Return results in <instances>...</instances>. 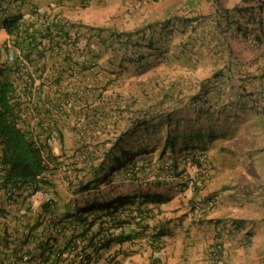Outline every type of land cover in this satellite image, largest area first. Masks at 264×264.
<instances>
[{"label":"crops","instance_id":"0c3cea01","mask_svg":"<svg viewBox=\"0 0 264 264\" xmlns=\"http://www.w3.org/2000/svg\"><path fill=\"white\" fill-rule=\"evenodd\" d=\"M135 2L136 0H88L86 3L82 0H6L5 14L0 15V26L12 13H21L23 18L31 21L38 29H42L44 20L53 15H60L74 24H82L88 28V31L81 33L78 38L83 45L81 53L77 52L74 57L67 55L69 61L71 58L77 60L78 68L64 61V55L69 53L68 48L62 47L57 51L53 43H48L46 39L41 43L44 56L28 67L32 71L35 66L43 64L45 72L35 80L36 84L40 80L50 82L51 79L61 77L59 83L54 82L49 86L52 89L58 87L64 93L68 91V98L77 97L71 103L70 109H65L68 111H56L54 101L63 100L64 97L54 99L56 95L52 91H46L43 87L42 91L39 88L36 91L33 89L32 99H42L44 104L37 108L30 107L25 115L29 118L30 126L40 117L47 116L50 123L62 132V143L51 148L53 154H62L56 159L53 177L60 196H72L67 189V178L71 177V170L80 168L86 161L92 160L96 151H102L103 141L111 137L109 134L122 129L118 125L108 124L114 118L110 117L115 116L113 113L118 104L126 99V90L122 89L120 94L118 82H125V86L129 85V88L134 86L133 90H138L142 95L140 90L144 89V99L147 100L148 96H151L147 93L148 89L152 85L155 86V82L165 94L177 93L189 83L188 87L191 86L195 90L199 87L198 83L203 81L202 77L211 75L219 66L217 48L222 39H218V36H222L212 26L210 32L205 29L203 23L206 22L207 16L197 14L199 7L194 4L197 3L196 0H137L139 4ZM160 2L166 3L163 8L157 6ZM184 3L188 6L186 9L185 5L182 6L183 10L180 12L185 14L179 15L187 20L173 19L171 13L176 11L174 7L179 8ZM157 7L161 10H156ZM203 16L205 17L202 20ZM215 16L216 14H210V20H215ZM190 26L192 27L189 28ZM110 29L128 31L130 36L126 39L124 36L113 38L110 36ZM210 38L212 40L209 41ZM6 39L7 33L0 27V45ZM216 43L217 45H214ZM89 54L94 55L95 63L87 68L80 64L79 59ZM137 55L142 57L140 64L135 62ZM260 60L259 56L255 62L259 63ZM227 63L226 58L224 65ZM226 68L231 76L229 68ZM260 81V87L264 88V78ZM108 87L114 90V94L107 90ZM181 90L186 91L185 88ZM146 100L143 105L140 103V108L150 114L153 107L149 106ZM134 102L135 105L137 100ZM170 108L163 114L175 112L176 106ZM228 108L225 107L220 114L215 113L212 117L216 120L212 121V127L217 134H223L217 135L205 150L212 166L207 177H200L201 170L196 171L192 166L186 165V169L180 171L181 173L173 179L178 181L185 176L189 177L190 174L189 179L196 181L193 188L181 189L167 184H150L145 187L142 186L144 184L135 182L123 189L120 187L117 195L121 198L124 195L125 198L131 197L135 203L138 202L136 198L145 193V202L141 207L147 209L148 217L139 222L125 217L119 239L114 240L109 249L89 264H209L205 257L213 237L222 240L225 261L228 264H246L248 256L244 254L246 238L241 232L242 225L229 219L238 215L237 210L229 206V203L236 201V197L241 194L239 191L229 194V186L238 183L239 178H242L241 182H248V179L251 180L254 176L247 171L248 174H240L243 172L240 169L245 167L247 170V165L232 153L234 148L229 144V116H224L225 121L221 122V116L229 113ZM108 116L109 120L106 121ZM131 118L133 117L129 118V124ZM63 121L65 124L61 123ZM92 126L95 129L100 128L96 132L100 133L99 136L95 134V141L103 140L101 148L93 152L90 146L94 140L85 139V134L88 136L89 131L92 132ZM67 137L70 138L66 140ZM39 138L42 139L43 136ZM181 147L179 146V149ZM229 147L232 151H229ZM247 157L250 159L249 155ZM92 161L95 162L96 159ZM63 184H66V187ZM139 189L141 192L137 191ZM3 195L0 191L1 198ZM78 195L80 194L75 197ZM210 195L215 197L213 206L205 208L199 218H193L190 213L194 202ZM3 205L8 214L5 218L0 217V222L4 221L13 231L16 230L20 239L34 222L40 202L34 195L29 209L27 197L24 199L17 196L16 202L11 200L3 202ZM32 209H35V214ZM22 213L25 217L20 216ZM158 230L162 232L161 244L155 246L151 242V236ZM50 234L47 221L36 225L35 239L27 240L28 243L24 245L25 251L31 253L33 260L22 264H36L40 261L41 248H38L37 244L41 242L44 248V242L39 239L44 240ZM65 236L60 242L68 237V232Z\"/></svg>","mask_w":264,"mask_h":264},{"label":"trees","instance_id":"16d2710c","mask_svg":"<svg viewBox=\"0 0 264 264\" xmlns=\"http://www.w3.org/2000/svg\"><path fill=\"white\" fill-rule=\"evenodd\" d=\"M251 1L245 0L244 6L234 7V11L238 10L240 14L234 13L224 16L216 10L215 29L222 36V38L218 36V39H222V42H225L226 45H228L229 33L231 34L233 31L241 33L244 37L246 31H259L254 36L255 43L257 46L264 45V0H254V3H251ZM6 7V0H0L1 16L5 14ZM255 9L256 12H254ZM242 11L247 14H243ZM171 14V17L177 21L187 20V18L174 12ZM242 17H246V21H248L246 22L248 30H243ZM255 23H257L256 28L249 26V24L255 25ZM2 26L8 34V39L0 45V191L4 194L2 198L0 197V217L5 218L8 214L3 202L14 200L16 192L20 190L27 191L24 199L28 196V193L30 194L36 189H43L52 194L41 203V211L50 215L49 229L56 226L59 231L56 234L48 235L44 240L39 239L44 242L45 246L43 248L41 242H38L37 247L41 248V258L36 264H60L61 261L69 257L70 251L78 245V240L86 241L84 247H94V238L102 230L101 228L99 229L100 232L91 233L96 222L99 223L98 227H101L103 220L114 219L118 222L121 213L127 211L130 214L133 210L132 207L137 213L148 217L147 209L141 207L145 202V193L137 198L136 206H132L135 203L133 198L127 196L121 198L120 195H117L120 187L123 188L134 182L140 183L146 174V170L153 169V174L147 173L146 176L148 177H145L149 178L153 185L168 183V180L159 178L163 174L171 175L174 178V176L181 173L180 171L186 169V165L190 161L201 169L200 177H207L212 166L205 150L217 135L223 134V132L217 134L212 127V121L216 122L212 117L215 113L220 114V111L225 107H229V113L221 116L222 118L229 116V119H234L236 115L243 113L245 117L252 120L253 125H260L264 135V88L256 87V90L240 88L239 90L236 89L237 91L231 90L229 94L227 93L224 96L222 93L229 85H226L225 80H218L226 77L225 72H221L219 69V74L213 72L205 82L208 87L210 83L214 85L212 90L215 94L214 98L207 97L210 92L207 87H204L201 92H198L202 94L197 99L191 97L194 98L191 99L190 103L195 112L188 113L186 109H183L185 111L183 114H186H181L182 116L174 122L170 120V117L175 112L172 114L163 113L171 109L170 107H173V105L175 106V104H180L183 101V99H180L178 92H173L172 95H170L171 93L162 95V99H172L173 105L163 106L160 113L149 115L147 110L140 108L135 119H130L129 125L116 133L113 132L114 134L108 133L111 137L102 140V151L100 153L96 151V155L92 158V160L96 159L95 162L92 160L86 161L82 167L76 168L71 177L67 178V189L72 196H60L53 179L44 175L45 173H54L58 157L52 153L51 146L45 138L51 131H55L58 134L60 143H62V132L50 123L47 116L40 117L30 126L29 118L25 115L30 107L37 108L44 104L42 99H32L33 89L36 91L39 88L42 91L43 87L46 91H52L56 95L54 99L67 96V92L64 93L58 87L52 89L49 86L54 82L59 83L61 77L51 79L50 82L40 80L38 84L35 83V80L39 79L45 72L43 64L39 67L35 66L32 71H28L26 76H23L20 60L24 58L28 64L40 60L44 56V47L41 44L43 38H47L48 43L52 42L56 47H59L60 43L65 44L64 40L69 37V28L74 27V23L58 15H53L44 20L42 29H38L31 21L23 18L21 13H12L2 21ZM109 32L110 36L116 39L122 36L126 39L130 36L128 31L110 29ZM261 37H263V40ZM239 39L240 37H238ZM76 42L75 37L72 47L76 46ZM10 52L14 53L12 60L7 58ZM257 52L263 53L261 50ZM227 53L228 63L225 67L230 69L229 55L232 54L231 47L228 48ZM67 55L69 53L64 55V61H68L70 64L73 63L69 61L70 58ZM141 58L140 55H137L135 62L140 61ZM73 60L77 62L76 59ZM70 64L68 67H70ZM80 64L84 66L82 62ZM68 70L71 71V68H68ZM262 75H264V72H262ZM45 78L48 79V77ZM230 85L235 87L232 83ZM204 92H206L205 96L208 100L205 99ZM176 99H179L180 102H174ZM63 100L54 101L56 111H63ZM175 110L176 108H174ZM158 117L167 119V122H162L165 127L153 124L149 126ZM202 121L205 122V126H202ZM130 133L135 134V136H133L131 142H128L129 147H131L128 150L124 144ZM156 133L160 134L157 137L159 138L157 145L148 144L147 140L150 139V135ZM41 135L43 136L42 139L39 138ZM179 146L182 147L179 149ZM156 149H158V155L153 158L148 153ZM249 149L252 148L244 149L247 151V155L252 154ZM229 151H232L230 147ZM260 151L264 153V148H260ZM45 158L49 161H46ZM257 177L255 176L254 180ZM259 177L263 179L261 189L258 192L260 196L262 193L264 195V177ZM189 178L190 174L189 177L185 176V178L178 181L186 185L187 181H190ZM245 184L248 185V182ZM137 191L141 192L140 189ZM77 194H80L81 198L75 197ZM237 221L240 225H243L245 220L239 218ZM0 224V230L2 228L0 231V264H22L32 261L33 256L24 249V245L28 243L27 240L32 241L35 239V232L32 228L29 229V233H23L19 239L18 232L13 231L6 222L3 221ZM34 229L36 230L35 226ZM67 230H70L68 237L60 242L61 239L66 237ZM106 244L107 242L104 245ZM65 253L66 255H63ZM90 260L91 256L87 254L85 263L88 264Z\"/></svg>","mask_w":264,"mask_h":264},{"label":"rangeland","instance_id":"374dc122","mask_svg":"<svg viewBox=\"0 0 264 264\" xmlns=\"http://www.w3.org/2000/svg\"><path fill=\"white\" fill-rule=\"evenodd\" d=\"M196 2L197 3H194V4L199 7L197 14H206L207 16V20L205 23H203V26L205 27L206 30L208 29L207 30L208 32H210L209 29H212V27L215 29V21L212 19L210 20L209 18L210 14H216V10L220 11L221 14H223L224 16H226L227 14H234V13L240 14L238 10L234 11V7H239V6L242 7L245 5L244 4L245 0H216V1L215 0H196ZM135 3L139 4L137 0ZM251 3H254V0H252ZM165 4L166 3L164 2H160L157 4V6L160 8H163ZM184 5L186 9V6H188L187 3L181 4L179 8L174 7V10H176L174 13L185 14L183 12H180L183 10L182 6ZM158 7L156 10L158 11L161 10ZM242 12L243 14H247L244 11ZM254 12H256V9ZM204 17L205 16H203L202 20L204 19ZM246 22H248L246 21V17L245 18L242 17L241 23L243 25V30L245 29L248 30ZM249 26L256 28L257 23H255V25L249 24ZM189 28H191V26ZM258 33L259 31H255V32L246 31V36L244 37L242 36L241 33L233 31L231 32V34L229 33L228 45H226L225 42L219 43L218 48H217V50L219 49L218 51L219 53L218 55H217V52L215 53L217 55V58L220 59V61H218L219 66L214 72L215 73H218L220 71L225 72L226 77L224 79L219 78L218 80H222V81L225 80L226 85L227 84L229 85V87L222 93V95L225 96L227 93L229 94L231 90L233 91L236 89L239 90L240 88H244L246 90H256V87L260 88V85H261L260 80L264 78V75H262V72H264V49H261L260 47L264 48V46L262 44L260 46H257L255 43L256 40H254V36L257 35ZM238 37H240L239 40H238ZM261 38L263 40V37ZM210 40H212V38H210L209 41ZM214 45H217V43ZM229 47L232 48V54L229 55V60L231 62V67L229 70L231 72V76H229L228 70L224 65L225 59L228 58L227 50ZM257 49L261 50V52L263 53L262 54L258 53ZM258 56L261 57V60L259 63L255 62L256 60H258ZM209 77L210 75L206 77H202L203 81L201 83H198L199 87L198 88L196 87L195 90H193V87L191 86L188 87V85L190 84L189 83V84H186L185 87L180 88L179 91H177L178 93L181 94L180 99L181 100L183 99V101L180 104H175L177 111L175 110V113H173L170 117L171 118L170 120L172 122L180 118L182 115L186 114V113L183 114V112H185L183 111V109H186L187 110L186 112L188 113L195 112V109L193 110L192 108L193 106L190 103L191 99H194V98H191V97L193 96L197 99L198 96L202 94L198 92H201V90L204 87H207L210 92V94L207 95L208 98L212 99L215 97L214 96L215 94H213V91H212L214 89V85L210 83V86L208 87L206 86V83H205ZM119 83L120 82H118L119 88H121L120 94L121 92H123L122 89L126 90V93H127L125 94L126 99L125 101L118 104V108H116V110L113 113L115 116L111 115L110 118L112 117L114 118H112V120L108 124H112L113 126L118 125L119 127L123 128L129 125V118L131 116L135 119L137 111L140 109V103L143 105V101L145 102L146 99H144L145 98L144 89L140 90L143 93L142 95L137 92L138 90H133L135 89L134 86L133 88L131 86H130L131 88H129L128 87L129 85L125 86V82H122L121 84ZM230 83H232L235 87H232ZM154 85L155 86L152 85L148 89V92H147V93H150L151 96H148L146 101L148 102L149 106L153 107L149 115L154 114V113H160V111L163 109V106H167L169 103L173 105L172 99H171L172 103L170 102L171 100H167L165 98L162 99V95H164L165 93L161 91L162 88L157 85V82H155ZM184 88L186 89V91L181 90ZM107 90L108 91L111 90V93L114 94L113 89H110L108 87ZM203 94H204L205 99L208 100V98H206L205 96L206 92H204ZM73 100H76V97ZM134 100H137L135 105L133 104L135 103ZM78 101L80 100L78 99ZM175 101L180 102L179 99L174 100V102ZM247 118H248V121H247ZM107 120H109V116L106 118V121ZM223 121L224 120L222 118L221 122ZM162 122L163 123L167 122V119L164 117H161V118L158 117L153 121V123H150L149 126L153 124V125H159L160 127H165V125H162ZM61 123H64V121ZM123 123H125L124 126H123ZM201 124L202 126H205L204 121H202ZM229 126H230L229 144L230 146H234L231 148H234L233 151L235 155L242 160V163L247 165V170H245V167L240 169V170H243V172L240 174L244 175L247 171L250 174H252L254 177L258 176L255 180H254V177L251 179V181L249 180L248 185L245 184L246 182H241L242 178H239L240 180L238 183H235L229 186V189L231 190L229 191V194H233V192L235 191H239L241 194V195H238L239 196L238 198L236 197V201H232L231 203H229V206L237 210L238 218H243L245 220L243 222L241 232L244 234V237L246 238V251L244 252V254L248 256L246 264H264V226H263L264 225V195L263 193L260 194V196L258 195V192L261 189V184L263 183V179L259 176L264 177V153L260 151V148L262 147L264 148V135L262 133L260 125L259 126L253 125L252 120L249 117H245L243 113L240 115H236L234 119H229ZM91 129H92V132L89 131L88 136L85 134V139L90 138L94 140V142L90 146V149L93 152V150L95 149L99 150V148H101L102 140L95 141V134L99 136L100 133H96V132L100 128L95 129L92 126ZM159 133L150 135V139L147 140V143L156 144L159 141V138H157L160 135ZM133 136H135V134L130 133L127 137L126 143L124 144L125 147L128 148V150H130L129 148H131L129 147L130 144L128 142H131L133 140L132 139ZM64 137H65V134H64ZM69 138L70 137H67L66 140H68ZM102 138L104 139L105 137H102ZM244 148L245 149L252 148V149H249V151H251L252 153L249 156L250 158L252 157L251 160H254V161L249 162L250 159L247 157V151L244 150ZM148 154L152 156L153 158H156V156L158 155V149H156L155 151H151ZM233 157L235 158L234 155ZM230 160H233V159H230ZM152 165L154 164L152 163ZM147 173L152 175L153 169L146 170V174L143 176L140 182V184H144L142 186H145V187H149V184H150V179L145 178V177H148L146 176ZM69 174L72 176L73 171L71 170V173ZM238 174L239 173H237V175ZM63 186L66 187V184L65 185L63 184ZM77 197L80 198L81 196L78 195Z\"/></svg>","mask_w":264,"mask_h":264},{"label":"clouds","instance_id":"9594fccd","mask_svg":"<svg viewBox=\"0 0 264 264\" xmlns=\"http://www.w3.org/2000/svg\"><path fill=\"white\" fill-rule=\"evenodd\" d=\"M32 1H36V0H32ZM82 1L84 3H86L88 0H82ZM58 16H60V15H58ZM60 17H62V16H60ZM0 27H2L4 29L3 26H0ZM86 31H88L87 26L82 25V24H74V27H70L69 28V37L64 40L65 41V44L60 43L59 44V47H56L54 44H52V45L54 46V49L57 50V51L60 50L62 47L68 48L69 49V51H68L69 52V55L71 57L72 56L74 57L77 52H78V54H80L81 51H82L83 45L78 40V38H79V36H80L81 33L86 32ZM5 32H6V30H5ZM75 37L77 39L76 46L75 47H72V43L75 41ZM7 39H8V34H7ZM43 39H46L47 42H48V39L47 38H43ZM7 58L9 60H12L14 58V53L13 52H10L8 54ZM79 61L84 64V67L89 68V67H92L94 65V63H95V57H94L93 54L84 55L82 59H79ZM71 62H73V63H71L73 66H76L78 68V66L76 65V62L72 58H71ZM136 63L140 64V61H136ZM20 64L22 66L21 71L23 72V76H26V73L28 71L30 72V70L28 68L29 67V64H28V62L24 58H21ZM68 96H70V95L67 94V96H64L65 99L62 102V110L63 111H68L70 109L71 105H72L71 103L73 102V98L72 97L71 98H68ZM66 108H68V110H65ZM51 135H54V138H55L54 141H50L49 140V138H50ZM45 140L48 142V144L51 146V148L54 145L60 143L58 134L55 131H51L46 136ZM57 156L58 157L59 156H62V154H59ZM45 160L46 161H49L47 158H45ZM187 165L188 166H192L196 171H198V170L200 171L201 170L197 166L193 165L191 163V161ZM52 166H53V164H52ZM72 171H73V174H74L75 171H76V168H73ZM54 173L53 174L45 173L44 175H46L45 177H48L50 179H53ZM159 179L168 180V183H165V184H167V185H173L175 187H180L181 189H183L184 187L185 188H187V187L193 188V185L196 183L195 180L190 179V181L188 180L187 183H186V185H184V184H182L179 181H175L173 179V177H171V175H166V174H163ZM138 184L141 185L140 183H138ZM150 184H153V183L150 182ZM39 190L44 193V196H41L40 193L36 192V191H39ZM16 193L17 194L14 196L15 199L12 200L14 202H16V197L17 196H22L24 198V195L27 194V191L20 190V191H18ZM34 195L37 196V199L39 200L40 205H39L38 210L36 211L37 215H36V218H35L34 222L29 226V228H28V230H27V232L25 234L29 233V229L30 228H32V230L35 232L34 226L36 227V225H38L40 222L47 221L48 224H49V226H50V223H51L49 213L48 214H45L44 212L41 211V203L44 200L48 199V197L51 196L52 194L51 193L50 194L47 193V191H45L43 189H36L32 193H30V194L28 193V196H26V197H27V203L29 204V209H30L31 204H32V202L34 200ZM214 199H215L214 195H210V196H207L205 198H199V199H197L194 202V205L192 207L193 210L190 213V215L193 218H199V216L202 214V211L205 208H210L211 206H213ZM136 200H137V198H136ZM135 204L137 205V203H134V205ZM192 204L193 203L191 202L190 203V206H192ZM134 205L132 204V206H134ZM132 208H133V210H132V212L130 214H128L127 211H124L123 213H121V216H120V219L118 220V222H116V220H114V219L103 220L102 223H101V227H98L99 226V223L96 222L93 225V227H92V231L93 232L91 231V233L100 232L99 229H101V228H102V230L94 238V247H84V244L86 243V241L78 240V243H77L78 245L73 250L70 251V254L68 255L69 257L67 259H64L63 261H61L60 264H80V263H85V257L87 256V254L89 256H91L90 262H92L93 260H95V258H97V256H100V254L103 251H106L107 249H109L111 243L114 240H118L119 239V236L121 235V233L123 231L122 225L125 222V217H127L129 219L132 218L135 222H139V221L147 218V217H144L141 213H137L136 210H134V207H132ZM142 208H145V207H142ZM32 211L35 214V209H32ZM20 216L21 217H25L24 216V213H22ZM229 219H231L232 222H237L238 223L237 220L239 218L238 217H234V218L230 217ZM38 220H40V221H39L38 224H36V222ZM120 220H122V221L120 222ZM1 230H2V228H1ZM58 231L59 230L56 229V226L54 228L50 227V233L51 234H56ZM66 232H70V230H67ZM89 234H90V232L88 233V235ZM161 235H162V232L159 231V230L157 232L152 233L151 242L155 246H159L161 244ZM106 242H107V244L104 245ZM224 250L225 249H224L222 240H220V238H218V237H213V239L210 241V243H209V245L207 247L205 260H207L209 264H228L225 261ZM63 255H66V253L63 254ZM85 264H87V263H85Z\"/></svg>","mask_w":264,"mask_h":264},{"label":"built area","instance_id":"2783aa9c","mask_svg":"<svg viewBox=\"0 0 264 264\" xmlns=\"http://www.w3.org/2000/svg\"><path fill=\"white\" fill-rule=\"evenodd\" d=\"M49 140L50 141H54L55 140L54 135H51ZM36 192L40 193L41 196H44V193L42 191L39 190V191H36Z\"/></svg>","mask_w":264,"mask_h":264}]
</instances>
